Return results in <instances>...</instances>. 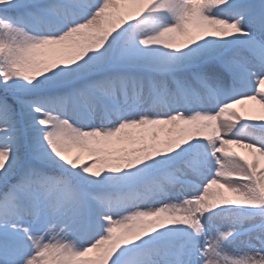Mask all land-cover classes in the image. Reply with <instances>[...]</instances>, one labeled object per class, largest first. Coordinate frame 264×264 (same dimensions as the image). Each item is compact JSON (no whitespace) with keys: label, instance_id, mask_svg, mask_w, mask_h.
<instances>
[{"label":"snow or ice","instance_id":"snow-or-ice-1","mask_svg":"<svg viewBox=\"0 0 264 264\" xmlns=\"http://www.w3.org/2000/svg\"><path fill=\"white\" fill-rule=\"evenodd\" d=\"M247 105L264 0H0V264H264Z\"/></svg>","mask_w":264,"mask_h":264},{"label":"bare ground","instance_id":"bare-ground-1","mask_svg":"<svg viewBox=\"0 0 264 264\" xmlns=\"http://www.w3.org/2000/svg\"><path fill=\"white\" fill-rule=\"evenodd\" d=\"M249 106L255 109L253 114L260 115L262 112H264V110L260 109L259 105H249Z\"/></svg>","mask_w":264,"mask_h":264},{"label":"rangeland","instance_id":"rangeland-1","mask_svg":"<svg viewBox=\"0 0 264 264\" xmlns=\"http://www.w3.org/2000/svg\"><path fill=\"white\" fill-rule=\"evenodd\" d=\"M238 107H240V108H251V106H249V105H247V106H238ZM236 151H241L240 149H235ZM73 154H75V153H73Z\"/></svg>","mask_w":264,"mask_h":264}]
</instances>
